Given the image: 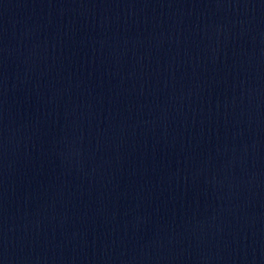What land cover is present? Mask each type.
<instances>
[{"label":"water","instance_id":"obj_1","mask_svg":"<svg viewBox=\"0 0 264 264\" xmlns=\"http://www.w3.org/2000/svg\"><path fill=\"white\" fill-rule=\"evenodd\" d=\"M0 264H264V0H0Z\"/></svg>","mask_w":264,"mask_h":264}]
</instances>
